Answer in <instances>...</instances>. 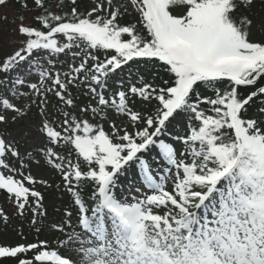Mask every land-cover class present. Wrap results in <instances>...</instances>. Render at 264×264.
I'll return each instance as SVG.
<instances>
[{
  "label": "snow or ice",
  "instance_id": "1",
  "mask_svg": "<svg viewBox=\"0 0 264 264\" xmlns=\"http://www.w3.org/2000/svg\"><path fill=\"white\" fill-rule=\"evenodd\" d=\"M13 5L0 192L37 232L34 186L52 185L32 168L68 201L54 249L0 245V262L264 264V0H0Z\"/></svg>",
  "mask_w": 264,
  "mask_h": 264
},
{
  "label": "rangeland",
  "instance_id": "2",
  "mask_svg": "<svg viewBox=\"0 0 264 264\" xmlns=\"http://www.w3.org/2000/svg\"><path fill=\"white\" fill-rule=\"evenodd\" d=\"M7 15L9 17V21H11L16 15L17 11L14 8V5L11 9H0V16ZM29 15V20H31V15ZM13 27L11 23L6 24L5 26H2L0 24V29L4 31V34L2 36V39L0 40V44H4L3 47H0V56H4L7 54L11 48L7 46L5 41L8 39H11L10 36V29ZM1 38V37H0ZM28 119H31L33 121L39 119L35 115V109L32 110V113L29 114ZM118 123V121H117ZM24 124L21 122L19 127H23ZM17 127V125L11 126L10 130H14ZM168 139H171L169 137ZM167 142V141H166ZM23 151V149H21ZM150 164L151 167L160 168L161 164L159 163L160 157L158 156V149L154 150L151 154ZM32 174L33 176L39 178H42L44 180L49 181V183L52 185L51 187H45L44 185L37 184L34 187L36 190L40 191L42 194H45L46 196L53 195V199H57L58 194L61 193L62 188H59L58 185L61 183L60 177L52 174L48 169L46 168H32ZM134 179L139 182V176L137 175ZM50 199V198H49ZM7 214L10 216H14L13 212V206L10 203H7L6 208ZM21 218H19L18 221H12L8 222L7 225H5L3 222H0V245H17V244H30V243H36L38 241H49L50 238L48 237L46 230L43 229V231L37 232L35 229L32 230L30 228H26V230L23 232L22 227L20 226Z\"/></svg>",
  "mask_w": 264,
  "mask_h": 264
},
{
  "label": "trees",
  "instance_id": "3",
  "mask_svg": "<svg viewBox=\"0 0 264 264\" xmlns=\"http://www.w3.org/2000/svg\"><path fill=\"white\" fill-rule=\"evenodd\" d=\"M80 3H81V7H88L89 4H90V0H80ZM257 3L259 4L260 3V0H257ZM14 8L15 10L17 11V8L16 6L14 5ZM4 15L0 16V17H3ZM127 18H125L126 20ZM123 22V21H122ZM0 24L2 26H5L6 24L0 20ZM4 34V31H2L0 29V40L2 39V36ZM154 74V73H153ZM156 79L159 81L162 79V74L161 76H157ZM74 91V94H76V90H73ZM209 95H211V91H209L208 93ZM261 103V101L257 100L256 101V104L252 105V108H251V112L252 113H255L256 111H258V107L257 105H259ZM43 195V204H44V207L45 209L47 210V220L45 221V223L43 224H40L39 227H41L42 229H45L48 234V237L50 238V243L49 246L50 248L54 249L55 246H56V237H57V233L55 232H52L48 229V223L53 221V220H57L59 219V216L63 210V208L67 205V201H68V197H67V194L63 191H61L60 194H58V197L57 199H53V195L51 196H46L45 194H42ZM50 198V199H49ZM7 203H9L5 197V194L3 192H0V208H2L5 212H6V208H7ZM57 209H59L60 211H57ZM7 213V212H6ZM10 217V216H9ZM30 217H31V212H27L25 214V218H21V222H20V226L22 227L23 229V232L26 230V228H30L32 230H36V228H34L32 226V224L29 222L30 221ZM20 217H17V216H11L9 222H12V221H18ZM39 219V218H38ZM0 264H15V261H11V260H8V261H3V262H0Z\"/></svg>",
  "mask_w": 264,
  "mask_h": 264
}]
</instances>
